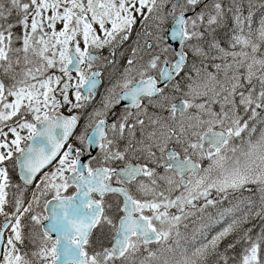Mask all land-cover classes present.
Instances as JSON below:
<instances>
[{
	"label": "snow or ice",
	"instance_id": "1",
	"mask_svg": "<svg viewBox=\"0 0 264 264\" xmlns=\"http://www.w3.org/2000/svg\"><path fill=\"white\" fill-rule=\"evenodd\" d=\"M0 264H264V0H0Z\"/></svg>",
	"mask_w": 264,
	"mask_h": 264
}]
</instances>
